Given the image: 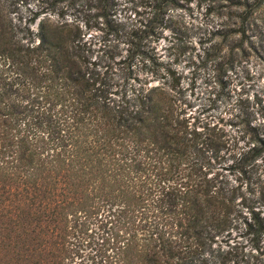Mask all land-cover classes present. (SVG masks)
<instances>
[{
	"label": "trees",
	"instance_id": "trees-1",
	"mask_svg": "<svg viewBox=\"0 0 264 264\" xmlns=\"http://www.w3.org/2000/svg\"><path fill=\"white\" fill-rule=\"evenodd\" d=\"M59 1L0 0V264H74L70 238L92 220L107 226L92 264H264V129L246 122L238 150L186 112L151 45L178 0H151L141 28L109 25L97 47L89 12L68 20Z\"/></svg>",
	"mask_w": 264,
	"mask_h": 264
},
{
	"label": "rangeland",
	"instance_id": "rangeland-1",
	"mask_svg": "<svg viewBox=\"0 0 264 264\" xmlns=\"http://www.w3.org/2000/svg\"><path fill=\"white\" fill-rule=\"evenodd\" d=\"M12 1L24 11L46 6L50 0ZM66 2L57 4L68 20L79 10L89 12L91 27L83 25L84 17L79 24L84 39L97 47L111 38L105 34L109 25L127 31L141 28L149 16L151 0H91V6ZM244 12L241 35L236 30ZM47 17L56 20L55 14L47 13ZM164 18L166 27L151 45L178 77L177 90L186 112L214 125L224 134L227 145L247 149L251 133L246 122L264 129V0H178L177 6L166 10ZM37 23L30 27L36 30ZM117 45L123 44L118 41ZM221 153L225 154V164L233 160L229 151ZM263 156L264 151L254 159L253 168L264 185ZM106 229L100 221L92 220L87 227L73 232L71 262L92 264L96 242ZM231 235L245 244L244 251L249 250L237 231ZM251 252L264 260V233L258 250Z\"/></svg>",
	"mask_w": 264,
	"mask_h": 264
}]
</instances>
